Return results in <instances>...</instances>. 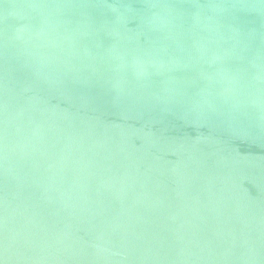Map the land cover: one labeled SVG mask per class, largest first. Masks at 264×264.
I'll return each mask as SVG.
<instances>
[{"label": "water", "instance_id": "water-1", "mask_svg": "<svg viewBox=\"0 0 264 264\" xmlns=\"http://www.w3.org/2000/svg\"><path fill=\"white\" fill-rule=\"evenodd\" d=\"M0 264H264V0H0Z\"/></svg>", "mask_w": 264, "mask_h": 264}]
</instances>
